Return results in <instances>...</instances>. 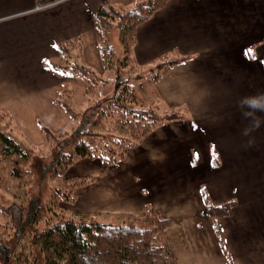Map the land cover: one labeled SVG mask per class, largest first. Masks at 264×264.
<instances>
[{"label": "crops", "instance_id": "1", "mask_svg": "<svg viewBox=\"0 0 264 264\" xmlns=\"http://www.w3.org/2000/svg\"><path fill=\"white\" fill-rule=\"evenodd\" d=\"M136 1L0 0V110L32 126L36 144L38 121L57 111L66 83L45 66L57 60L56 45L80 37L95 67L93 14ZM132 56L140 65L184 58L151 94L181 116L140 141L137 168L75 162L79 177L94 174L77 189L79 213L141 219L150 209L170 221L164 237L176 264H264V95L250 106L264 93V0H169L136 27ZM127 175L133 184L117 189ZM228 202L229 214L206 213Z\"/></svg>", "mask_w": 264, "mask_h": 264}, {"label": "trees", "instance_id": "2", "mask_svg": "<svg viewBox=\"0 0 264 264\" xmlns=\"http://www.w3.org/2000/svg\"><path fill=\"white\" fill-rule=\"evenodd\" d=\"M168 1L110 3L95 11L92 26L101 71L82 61L80 37L56 45L57 60L45 66L84 87L63 83L57 90L54 105L66 118L63 129L54 132L38 121L44 154L38 145L30 147L0 129V214L13 231L0 232V264H176L164 237L170 221L150 209L141 219L106 221L94 213L65 217L58 208L60 200L74 201L77 189L91 181L63 178L66 167L85 158L113 164L156 127L181 116L162 108L157 99L144 101L135 94L145 72H151L147 80L155 84L184 59L161 56L139 66L132 56L136 27ZM114 28L120 55L110 43ZM74 93L83 98L81 108L69 102ZM0 117V123H14L5 110ZM44 177L52 182L46 197L38 189ZM231 206L208 205L206 213L215 220L229 214Z\"/></svg>", "mask_w": 264, "mask_h": 264}, {"label": "rangeland", "instance_id": "3", "mask_svg": "<svg viewBox=\"0 0 264 264\" xmlns=\"http://www.w3.org/2000/svg\"><path fill=\"white\" fill-rule=\"evenodd\" d=\"M55 1H57V0H55ZM110 43L114 46V49H115L116 53L118 55H120V51L121 50H120V45H119L118 38H117V30L115 28L112 29V31H111ZM82 61L85 62L84 57H82ZM94 65H95L94 68L97 71H101L99 63L94 62ZM148 65L149 64H145V65H140L139 64V66H148ZM150 74H151V72H149V71L145 72L144 76H143L144 78L138 79V83L139 84L135 88L136 96L139 99H142L144 101H147V100L153 101V100L156 99V98L151 97V96H153L151 94L153 92V85L154 84L150 83V81L147 80L148 76ZM64 80H66L67 85L69 84V85H75L77 87H84L82 82H80L78 80H74V79H64ZM82 100H83V98H82V96L80 94L77 95L76 93H74L72 99L69 100V102L71 103L72 106H74L76 108H81L82 107V105H81ZM166 109H168V108H166ZM57 111L54 110V113L52 114V116H49V117L46 118V120L48 122L47 124L44 123V120H42V119L39 120V121H41V123H44L48 127H50V129H52V131H54V132L60 131V129H63L67 125L66 118H64V116L62 115V113H60V111H58V112ZM0 129L6 130L9 133L15 135L16 138L19 141H21V142H23L25 144H28L30 147L34 148L36 145H38L39 149H40L39 153L44 154V149H43L44 145H42V144H44V142H42L41 144H36L39 141V140L36 139L38 134H36L34 131H32L33 130L32 126L18 125V124L15 123V121L12 124L8 123L7 121H3V122L0 123ZM139 143L137 145H135L133 148H131L130 150H128L125 153L123 158L119 159L118 161H116L113 164H106V165L107 166H115V167H113V170H116L117 167H122L123 166L117 172H124L127 167L137 168L138 165H139V160L137 159V160H135L134 163H132L131 159L133 158L132 153H135V151L137 150V147L139 146ZM116 165H118V166H116ZM75 167H76V163L66 167V169H65V171L63 173V178L79 177L78 176L79 172L76 171ZM113 170L110 171V172H113ZM85 175H86V177L90 178L94 174L87 172ZM80 177H84V176H80ZM5 180L6 179H2L1 183H3ZM51 183L52 182H51V180H49L48 177H44V178L39 180L38 189H39V191L42 193V195L44 197H46L47 192H48V188H49ZM114 183H115V187L117 189H121V188H124V187L128 188L129 185L133 184L131 182L130 177L128 175H127V177H122V178H119V179L115 180ZM91 184H92V181H89L88 183H85L81 187H85L86 188V187L90 186ZM126 194L128 195V193H126ZM7 202H8V198L6 197V203ZM80 204H81L80 201L76 200V198L74 199V201H64L63 202L62 200H60L59 204H58V206H59L58 208H59V210H61L60 213L62 215H64L65 217H70V216L73 215L74 212H80V207H81ZM100 217H101V220L102 219H104V220L128 219V218H125V217H117V216L113 217V218L112 217H107L104 214H102ZM0 232H13L9 228V226L5 227V220L1 216V214H0Z\"/></svg>", "mask_w": 264, "mask_h": 264}, {"label": "clouds", "instance_id": "4", "mask_svg": "<svg viewBox=\"0 0 264 264\" xmlns=\"http://www.w3.org/2000/svg\"><path fill=\"white\" fill-rule=\"evenodd\" d=\"M260 95H264V93H257L250 98V106L251 107H253V108L260 107V105L257 103L258 96H260ZM261 110H264V108H262Z\"/></svg>", "mask_w": 264, "mask_h": 264}]
</instances>
